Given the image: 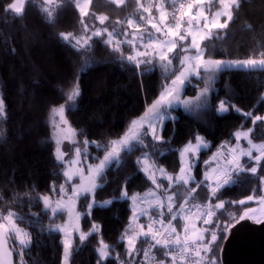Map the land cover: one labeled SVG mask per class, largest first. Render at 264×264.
Returning a JSON list of instances; mask_svg holds the SVG:
<instances>
[{"label":"trees","instance_id":"trees-1","mask_svg":"<svg viewBox=\"0 0 264 264\" xmlns=\"http://www.w3.org/2000/svg\"><path fill=\"white\" fill-rule=\"evenodd\" d=\"M11 2L0 0V98L4 100L6 113L0 116V214L6 215L11 210L22 217L17 225L31 236V243L24 249L22 258L15 234L8 239L15 264H62L61 235L48 229L64 222L66 217L61 212L52 216L49 209L45 211L40 199L47 195L53 204L61 198L59 188L62 184L67 190L66 196L70 194L69 183L63 175L64 164L56 158L49 121L51 110L65 105L67 126L83 139L90 162L98 164L104 157V146L126 133L131 135L132 121L148 111L180 67L176 52L170 56L173 64L167 70L162 67L165 62L156 58L140 68L127 61L126 57L133 55L136 43L125 41L133 39L130 31L137 28L129 26L127 21L134 19V24L139 27L136 18L140 12L136 0H128L119 6L111 0H92L88 15L83 20L75 0H56L49 6L54 13L51 21L42 11L45 6L43 0H29L23 15L18 17L4 11ZM191 2L185 0L183 12L177 18L183 23ZM213 2L215 7L220 6L219 0ZM171 4V0H165L168 16ZM194 10L192 14H195ZM232 11L233 19L227 27L213 29L209 35L211 38L202 42L205 60H264V0H240L239 7L233 6ZM101 15L108 17L104 24L97 19ZM85 25L88 26L87 31ZM101 27H106L109 32L114 29L122 31L114 32L111 44L105 43L107 33L93 37L90 47L80 52L70 46L75 42L71 37L69 41H64L59 35L71 33L73 37H84ZM126 30L127 36L124 35ZM117 41L121 42L119 51H114ZM121 57L124 59L121 60ZM210 75L214 78L209 82ZM77 81L81 94L75 102H70L67 95ZM206 82H209L207 106L189 112L181 108L170 111L164 108L162 124L157 126L162 139L154 142L147 139L144 142L148 146L138 145L139 151L134 157L147 151L156 166L163 167L170 174H177L179 149L189 141L194 142L197 135L207 141L208 149L201 152L195 170L197 181L191 183L188 195L180 193L177 195L180 197H175L172 209L182 204L183 208L189 205V210L195 208L197 212L207 202L214 212L210 218L212 223L204 224L199 218L191 217L189 210L186 214L182 213L183 223L180 220L177 222L188 226L191 220L195 221L204 230L205 243L210 240L212 231L223 236L210 245L211 252L204 253L208 262L214 257L216 264H220L219 250L228 232L222 233L216 224H233V217L238 218L246 210L258 206L259 201L246 200L249 196L254 200L263 196L260 177H264V160H261L256 174L244 171L236 175L234 170L229 171L232 182L220 187L215 195L211 194L209 186L215 185L216 181L200 182L202 169L218 161L227 165V157L220 156L217 162L208 165L203 163L224 145L234 143V133L238 130L252 129L250 139L264 143V121L253 124L255 116H264V69L224 67L214 74L201 71L199 78L195 75L188 77L183 96L197 97ZM220 100H224L229 109L222 114L216 110ZM125 155L123 152L122 157ZM135 158L131 167L126 166L124 160L119 166L113 163L105 168L103 177L97 180L100 187L95 189L94 194L82 195L76 200V210L81 214V233L89 235L83 242L80 236L73 235L69 264H97L99 256L96 249L100 241L110 246L111 253L102 264H119L116 254L126 262L121 237L129 221L130 204L128 198L121 199L120 195L123 189L131 196L151 187V182L135 165ZM241 164L256 166L247 157L241 160ZM158 184L162 185L160 194L164 201L163 191L167 186L161 182ZM193 188L196 191L191 194ZM93 200L95 204L88 211V204ZM106 201L111 203L103 205ZM218 202H223L224 207L215 208ZM168 203L164 201L163 205ZM196 205L200 208L197 209ZM161 212L164 208L154 205L147 217L142 219L145 228L149 216ZM93 225L96 228L91 232ZM144 237L141 236L137 242L134 264H144L143 253L147 242ZM155 251L158 259L163 260V248L158 246Z\"/></svg>","mask_w":264,"mask_h":264},{"label":"snow or ice","instance_id":"snow-or-ice-1","mask_svg":"<svg viewBox=\"0 0 264 264\" xmlns=\"http://www.w3.org/2000/svg\"><path fill=\"white\" fill-rule=\"evenodd\" d=\"M29 2V0H12L11 3L7 4V6L4 8V11L6 13H11L13 16H22L25 10V5ZM44 7L42 8V11L47 14V17L51 21L54 13L53 10L49 7L53 3L56 2V0H43ZM112 3L116 4L117 6L124 4L125 0H111ZM137 4H139L140 0H136ZM172 4L175 5L176 0H171ZM240 0H219V3L223 6V11L214 13V18L212 20H209L208 17L204 14L203 11L199 12V16L203 17L204 24L203 27L206 29L210 28H216V29H224L227 27L228 23L233 19V6L239 7ZM92 3V0H83V6L81 5V0H75V4L77 9L80 11L81 16L88 15V12L86 11V8L88 5ZM197 3L203 4V0H197ZM184 5L181 4L180 8H183ZM193 5L189 4V12L185 13L184 15H187L189 17L188 19V29L181 32V29L183 27V21L182 19H176V22L174 25H167L166 28H161L158 26L157 23H153L151 19H149V23H151V28L155 29L156 32L162 33L165 36H171L173 39L171 40H165V41H152L149 39L147 44H144L143 46L147 49L149 47L153 48V53L158 57V59L162 62H165L162 64V67L167 70L170 65L173 64V58L169 57V53H173L178 46L182 47V50L184 52L188 51L187 47H183L182 43L178 44L179 42H185L188 40V37H191L190 41V47L194 48L196 50L195 56H188L185 55L183 57H180V64L181 69L178 72V74L175 75L174 79L171 80V86H165L164 91L161 92L160 96L153 101V103L149 106L148 111L145 113V117L149 116L151 114L152 119L148 120V130L140 132L136 131L137 128L142 129L144 126V118H141L139 124L136 120L132 121L131 125V135L126 133L123 137H121L119 140H114L110 142V145L104 146L105 154L102 160H100L98 165L88 167V175L85 177L84 170L78 169L76 172H69L65 171L63 175L67 177L68 181H71L73 179V176H79L80 183L76 185H72L71 192L72 195L68 197L69 201H74L75 199H78L80 196L84 195L87 196L88 194H94L95 189L100 187V185L97 183V180L103 177L104 170L107 167H110L113 163L119 165L121 162V152L130 154L133 152L136 147L142 146L147 147L148 145L145 144L144 140L141 138L142 136L151 135L152 139L155 141H160L162 137L156 133L155 125L152 123L153 119H163L162 110L167 107L171 108L174 101L179 100V96L177 95L178 89L182 87L185 82L187 81L188 77L191 75H195L197 77L200 76L201 69H203L204 72H207L209 74H214L215 72H219L223 70L225 63L221 60H213V59H207L204 58V51L201 49L200 43L197 42V31L193 30L192 21L196 20V29L198 30L200 27V22L196 18L195 14H192L191 9ZM144 11L150 12V9L145 8ZM220 17H226L223 22L220 21ZM97 19L99 20L100 24H104V22L108 19L107 16H98ZM141 20H144L145 18L143 16L140 17ZM166 19L165 13L161 12L160 21L163 23ZM127 24L129 26H135L138 29V25L134 24V21L132 19H129L127 21ZM85 30H88V26L85 25ZM114 31L109 32L107 28H104L103 30L96 29L91 36L88 37H73L71 33H60V37L64 41H69V38L71 37L75 42L71 44L70 46L73 47L77 52H80L82 49L89 48L90 47V41L93 37H101L104 33H107L108 40L105 41L106 44H111L113 37H114ZM147 32V29L145 30ZM125 36L128 35L127 32L124 33ZM149 37L151 36V33L148 32ZM141 40H143V34L139 37ZM205 38H211V36L205 37L200 36V40L203 41ZM137 39V34L133 33V39L125 41L129 44H134V41ZM119 43L120 41H117V47L114 48V51H119ZM149 53L147 51L145 52H136V55H128L126 57L127 61L134 62L136 68H140L142 64H151V60H138V56H148ZM124 58L121 57V60ZM192 61H195L194 63H191ZM237 66L240 67H246L248 70H257V69H264V60H254L249 59L247 61L243 62H234ZM214 76L210 75L209 82L211 79H213ZM209 82H206L205 87L201 90L200 94L195 98V109H201L205 108L207 106V97L209 93ZM80 88L78 81L72 86L71 91L67 95V100L70 102H75L78 97L80 96ZM183 105L187 110H193L191 102L190 101H183ZM218 112H227L228 105L224 100H220L216 109ZM53 116L58 115L60 118V123L67 125L68 121L65 118V111L66 107L64 104H61L59 108H53L52 110ZM236 111H240V109H236ZM5 104L3 98H0V116H5ZM245 115H250V113H245ZM264 120V117L261 116H255L253 118V124L255 125L257 121ZM57 128L60 127V124L55 125ZM74 132V130H72ZM252 131V129H249L247 132H237L235 133V137L237 142L243 137L245 140H247V143L250 145L249 148L243 149L241 148L239 150V156L235 155V149L231 150V156L226 161V163L232 167V169L236 172V175H239L240 172H250L252 174H256L258 172V166L261 162V160H264V143L261 144H255L251 139H249V133ZM196 143L193 144L191 141L188 142V144L183 148L181 151V157H185L186 154L192 153L196 154L199 152V150L202 147H206V143L204 142V139L197 135L195 137ZM59 144V141H57ZM87 144L88 141H85ZM97 147H101L100 145H97ZM253 150H255L258 155L253 156ZM57 159L62 160L64 153H60L59 147L57 148ZM77 155L80 154V149H76ZM247 156L250 160L255 161L256 166L252 167H245V165L241 164L240 157ZM148 154L144 153V157L137 158V163L141 164L142 170L148 174V178L152 181L153 184L156 185L157 188H161L162 185L158 184L154 172H149V168L151 167L148 164ZM72 163H76V161H72ZM191 170V166L186 170L183 166L180 169V172L182 173L179 175L176 180L177 182H183L184 185H188L189 181L192 179L191 175H188L186 173H189ZM161 174H163L164 170L159 169ZM214 172L220 171L218 169H213ZM225 173L221 171V175H224ZM206 179H210L208 177V174L205 173ZM169 183V188H171V182L173 180L172 176H167ZM217 182L215 186H209L210 192L212 195H215V193L219 190L220 187H222L224 184H228L232 182V177L227 176L223 180V184L220 183V176H217ZM261 182H264V177H260ZM199 187V185H197ZM55 191V189H53ZM196 189H191V192H195ZM59 192L61 195V200L56 201V207H52V202L50 200V197L45 195L40 197V199L43 201L44 209L47 211L49 208H51V212L53 216L56 215L57 212L62 210H67L70 217L75 215L76 220L78 221L80 218V213L75 212L74 205L69 207L68 204L63 203V197L67 195V190L65 186L62 184L60 185ZM150 195H155V193H150ZM122 196L128 197V193L126 190L122 191ZM176 196V193L173 192L171 195L167 197L169 203H168V211H172V201L173 198ZM133 203L135 204L138 199V194L133 195L131 197ZM249 200H252L253 197L249 196ZM105 203L110 204L111 201H106ZM157 205L160 208H163V201L160 199H157ZM187 203V200L185 201ZM239 203L243 204L244 201H240ZM95 204V201L93 200L92 203L88 204L89 209L92 208ZM197 209L200 208V205L195 206ZM224 204L223 202H218L215 204V208H223ZM181 208H183V205H181ZM205 208L209 209L205 213H201L200 215H206L207 217H211L214 215V213L210 210L209 205H205ZM252 213L251 209L246 210L242 215H240L238 218L233 217L232 219L235 220L236 223H239L240 221H244L245 219H254L256 223H261L262 221L259 219H256L254 214ZM141 215H148V212L145 210L141 211ZM136 213L135 210L133 211V218L135 220ZM177 218L176 215H173L171 217V220H168L165 222L163 219V212L160 214V218H153L149 216L150 223L145 226L143 224L138 225L140 231L135 232L133 230L132 235H128L125 233V238L127 240V252L129 256H132L134 253L137 252L136 250V241L139 236H150L155 243L152 245L153 248L156 246H160L166 251L164 252L165 257H171L172 264H177V260L183 264L189 256H194V262L193 264H201L203 260L202 252L208 253L212 251V248L210 247L211 244L218 241V239H222L223 236H218L216 231H212L211 238L205 243V237L204 235L195 227L192 228V235H189V228L187 225H185L184 232V240L181 242L180 237L176 235L173 238V234L176 233L177 229L175 226L172 225V220H175ZM199 218V216L197 217ZM22 217L16 216V214L9 210L6 215L0 214V221H6L0 222V264H6V261L4 259L5 255H11L10 250H6L5 246L7 244V241L13 234H15L16 240L18 244L20 245V256L23 257V251L25 248L28 247V245L31 243V236L29 233L24 232L23 229L19 228L17 225L18 220H22ZM204 224L212 223L210 219H204ZM159 224L161 226L160 229H154V225ZM235 225L230 222H225L223 224L217 223L216 227L221 230L222 233H227L228 230L231 227H234ZM68 225L61 226V225H52L49 227L50 232H63L65 234V239L63 241V259L62 264H69L70 257H71V251H72V241L70 237V233L68 231ZM95 227V226H94ZM78 230V228H77ZM206 231V230H205ZM89 233H81L80 234V241L83 242ZM159 237V238H158ZM172 244L177 245L178 251L174 254V252L171 250L170 246ZM98 252V260L97 264H102L104 260L109 258L110 256V246L103 241H100V246L96 249ZM149 255V251H144V257L147 258ZM116 258L119 261V264H124L123 260L119 259V254H116ZM155 259V258H153ZM156 264H166L165 260H159L156 261ZM208 264H216L215 258H211Z\"/></svg>","mask_w":264,"mask_h":264},{"label":"rangeland","instance_id":"rangeland-1","mask_svg":"<svg viewBox=\"0 0 264 264\" xmlns=\"http://www.w3.org/2000/svg\"><path fill=\"white\" fill-rule=\"evenodd\" d=\"M128 0H125L124 3H126ZM214 0H203V4H199L197 3V0H192V2L190 4L193 5L191 11L193 10V8L195 9V14L197 15V19L199 20L200 22V27L199 29L197 30L196 29V20H194L192 22V25H193V30L194 31H197V42L200 43V46H201V49H202V42L206 39H204L203 41L200 40V36H205V37H208L210 35V32L213 30V29H216V28H210V29H206L203 27V24H204V19L203 17H200L199 16V12L200 11H203L204 14L208 17L209 20H212L214 18V13L216 12H220V11H223V6L219 3L220 6L217 5V7H215L216 4H214L213 2ZM81 5L83 6V0H81ZM164 5V7L166 8V5H165V0H158V3L155 2V0H146V2H142V0H140L139 4H138V7H139V12H140V15L138 18H136V20L138 19L139 21V27L138 29L135 28L134 31L132 32V30L130 31V34L131 36H133V33H136L137 34V39L134 41V43H136V45L138 47H142L144 44L148 43L149 39H151L152 41H165V40H171L173 39V37L171 36H165L163 35L162 33H158L156 32L155 29L151 28V23H149V19H151V21L153 23H157L158 26H160L161 28H166L167 25H174L175 23L171 22L170 19H169V16L167 15L165 21L163 23H161L160 21V17H161V12L165 13L166 15V10H164V7L162 6ZM89 8H90V5L87 6L86 8V11L89 12ZM145 8H148L150 9V12H146L144 11ZM189 11V10H188ZM79 14H80V17L82 18V20L87 16H81V13L80 11L78 10ZM143 16L145 19L144 20H141L140 17ZM224 19H226V17H220V21L223 22ZM134 21V19H132ZM135 22V21H134ZM188 22V21H187ZM187 22L183 23V27L181 29V32L183 33L184 31H186L188 29V24ZM106 28V27H104ZM104 28L101 27L100 30H103ZM147 29V32L145 31ZM122 30H115L114 32H118V33H121ZM113 32V31H112ZM127 32V30L125 31ZM150 32L151 33V36L147 39V33ZM106 34V33H105ZM143 34V40H141L139 37L140 35ZM91 32L87 33L84 37H88V36H91ZM146 38V40H145ZM190 41H191V37H188V40L185 41V42H179L178 41V44H181L182 43V46L183 47H187L188 48V51L187 52H184L182 50V47L178 46L177 49L173 52V53H169V57L170 56H173L174 53L176 52V55L175 57L177 58V65L178 67H180L181 69V64H180V57H183L185 55H188V56H195L196 55V50L192 47H190ZM136 52L135 51V54L133 56L136 55ZM139 52H145L144 51H140ZM149 53L148 56H138L137 59L138 60H152V58H156L158 61H160L158 59V57L156 55H154L153 51H147ZM247 61V60H245ZM259 61V60H257ZM195 61H192L191 63H194ZM226 62L225 63V66L224 67H238V68H242V69H246V67H240V66H237L234 62H231V61H224ZM236 62H243V61H236ZM201 71H203V69H201ZM178 74V73H177ZM175 76H173L167 86H171V80L174 79ZM197 77V76H196ZM200 77V76H199ZM198 77V78H199ZM210 77V76H209ZM186 86V82L185 84L180 87L178 89V92H177V95L179 96V100L177 101H174L173 104H172V107L170 109H175V108H181L183 109L184 111L186 112H189L191 110H187L184 105H183V101H190L191 102V105H192V108L194 109L195 108V103H196V97H187V96H183V91H184V88ZM201 91H199V94H200ZM168 111H170L169 108L165 107ZM218 112V111H217ZM163 113V112H162ZM219 114H222V113H225V112H218ZM163 115V114H162ZM164 117V116H163ZM264 117V116H262ZM141 118H144V126L142 129H139L137 131H140V132H143V131H146L148 130V120L149 119H152L151 117V114H149V116L145 117V114H143L141 117L139 118H136L134 120L137 121V123L139 124ZM133 120V121H134ZM162 119H153L152 120V123L155 125V128H156V133L158 134L157 132V125H158V121H160L159 125L162 124L161 122ZM49 121L52 125V130H53V140H54V143H55V147H56V150H55V153H56V158H57V155L59 153H57V148L59 147L60 149V153H64L65 155L63 156V159L62 160H58L59 162H63L64 164V170H63V173L65 171H69V172H76L78 169H83L84 170V174H85V177H87L88 175V167L89 165L91 166H95V165H98V164H93L90 162L89 160V157L87 155V153H85L86 150H84V143L82 142L83 139L81 140L77 133L74 131H72L73 129L69 128L67 125L65 124H62L60 123V118L58 115L56 116H53L52 112H51V115L49 117ZM260 121H264V120H260ZM56 124H60V127L57 128L55 125ZM248 130H238L236 131L235 133L237 132H247ZM235 133H234V139H235V142L234 143H230V144H226L224 145L221 149L217 150V152L214 153L213 155V159H215L217 162V158H219L220 156L222 157H227V159H225V161H227L230 156H231V150L232 149H235V155L239 156V150L241 148L243 149H247L250 147V145L247 143V140H245L243 137H241V139L239 140V142H237L236 140V137H235ZM202 137V136H201ZM144 141H146L147 139H152V136L151 135H147V136H142L141 137ZM203 138V137H202ZM120 137H118L117 139H114V140H119ZM204 139V138H203ZM249 139H250V133H249ZM57 141H59V144L57 143ZM154 142V140H153ZM204 142L206 143V147H202L198 153H196L195 155L192 154V153H188L186 154L185 157H181V151L183 150V148L188 144H185L184 146H182L180 149H179V153H178V159H179V164H180V167H179V170L177 172V174H170L168 173L163 167H158L156 166L149 158V154L147 151L145 152H142L140 154L137 155V157L135 158V154H137L136 152L139 151V148L137 147L133 152H131L130 154L128 153H125L126 155L122 157V153L121 152V161H124L125 160V163H126V166L128 167H131L132 166V160L133 158H135V165L137 166V168L139 169V171H141L145 177L151 182V187L144 191V192H141V193H135L133 195H137L138 194V199H137V202L134 204L131 197V196H128V197H124L122 196V192H121V195H120V198L121 199H126L128 198L129 199V204H130V217H129V221H128V224L123 232V235L121 237L122 241L124 242V245H125V250H126V255H127V260L126 262H124V264H134L133 262L136 260V254L137 253H134L132 256H129L128 255V252H127V240L125 238V233H127L128 235H132L133 234V230L135 232H139L140 229L138 227V225L140 224H143L144 225V222H143V217H147V215H141V211L142 210H145L149 213V211L153 208L154 205H156L157 203V199H160L163 201V198L161 196V188H157L155 184L152 183V181L148 178V174H146L143 170H142V166L141 164H138L137 163V158L140 157V158H143L144 157V153H147L148 154V164L151 166L149 168V172H154V175H155V179L157 181V183H164L167 188L165 191H163V197H164V201H168L167 197L169 195H171L173 192L176 193V196L175 197H180V196H177L178 194L182 193V196H185V195H188V192H189V189L191 188V183L192 182H196L197 179H196V175H197V172L195 171L196 170V167L200 161V154L201 152L205 151L208 149V143L207 141L204 139ZM193 144L196 143V141L192 142ZM255 144H261V143H256V142H253ZM79 148L80 149V154L77 155L76 153V149ZM256 152L255 150H253V153ZM130 155V156H129ZM254 156V155H253ZM244 157H247V156H243V157H240V162L241 160L244 158ZM248 158V157H247ZM72 161H76V163H72ZM255 162V161H253ZM121 164V162H120ZM119 164V165H120ZM117 165V164H115ZM117 165V166H119ZM220 161H218L217 163L215 164H212V165H209L207 168H203L202 169V179L200 180V182L202 181H213V182H217V173H218V176H220V181L222 179H225L227 178L228 175H230L229 171H233L232 167L229 166L228 164H224L222 165ZM184 167L186 170L189 168V166H191V170L189 173H186L188 175H191L192 179L189 181V184L188 185H184L183 182H177L176 178L181 175L182 173L180 172V169L181 167ZM159 169H163L164 172L163 174H161V172L159 171ZM213 169H218L220 171H216L214 172ZM221 171L224 172L225 174L224 175H221ZM205 173L208 174V177L210 179H206L205 177ZM167 176H172L173 177V180L171 182V188H169V181L167 179ZM65 177V176H64ZM67 179V177H65ZM68 181V179H67ZM69 183V186H68V189L70 190V194L66 197H63V203L65 204H68L69 207L73 206L74 205V209H75V212H78L76 210V200L75 199L74 201H69L68 197H70L72 195V192H71V188H72V185H76V184H79L80 183V178L79 176H73V179L71 181H68ZM163 184V185H164ZM164 185V186H165ZM181 189V192H179ZM124 191V189L122 190ZM262 191H263V196L262 197H259L258 199L254 200H249L247 199L246 202H249V201H253V202H256V201H259V204H257L259 206V209H258V212L255 213V217L256 218H260L262 216V214L264 213V182L262 184ZM150 193H155V195H150ZM91 195V194H89ZM173 198V200H175L176 198ZM190 198V197H189ZM58 200H61V198H59ZM56 200V201H58ZM180 200V199H179ZM56 201L52 204V207H56ZM163 201V202H164ZM93 201H91L90 203H92ZM108 203H103V205H106ZM189 205H184V208L182 210V213L186 214L187 211L189 210ZM50 210V214L53 216L52 212H51V208H49ZM91 208L89 209L88 207V211H90ZM135 210V213H136V217H135V220L133 218V211ZM64 213L66 219L64 222L58 224V225H61V226H65V225H68V231L70 233V237H71V241L73 243V235H78L80 236L81 234V230H80V219H81V215H80V218L79 220L77 221L76 218H75V215L73 214L72 217L69 216L68 214V211L65 209V210H62V211H59L57 213ZM200 212L201 210H197L196 212V218L199 216L200 217ZM56 213V214H57ZM79 213V212H78ZM6 223V221H5ZM95 226V227H94ZM195 227L196 229H198L203 235H204V230L203 228L199 227L198 224L195 223V221H192L190 222V224L188 225V228H189V231L191 232V235H192V228ZM78 228V230H77ZM95 228H96V225H93V228H92V231L93 230L95 231ZM60 235H61V241H62V244H63V241L64 239L66 238L65 237V234L63 232H59ZM141 236H139L137 238V241H136V245H137V242L139 240ZM205 237V235H204ZM135 245V247H136ZM100 246V245H99ZM137 250V248H136ZM137 264V263H136Z\"/></svg>","mask_w":264,"mask_h":264},{"label":"water","instance_id":"water-1","mask_svg":"<svg viewBox=\"0 0 264 264\" xmlns=\"http://www.w3.org/2000/svg\"><path fill=\"white\" fill-rule=\"evenodd\" d=\"M257 211L255 208L250 214ZM259 220L262 222L245 219L233 223L235 226L228 230L219 250L220 264H264V215ZM5 249L11 251V255L4 256L6 264H15L14 253L8 241Z\"/></svg>","mask_w":264,"mask_h":264},{"label":"built area","instance_id":"built-area-1","mask_svg":"<svg viewBox=\"0 0 264 264\" xmlns=\"http://www.w3.org/2000/svg\"><path fill=\"white\" fill-rule=\"evenodd\" d=\"M181 4H183L185 6V0H176L175 5L171 4V9H170V12H169V19L173 23L176 22V19L183 12L184 7L180 8ZM212 186L214 187L215 185H212ZM181 205L182 204H180L177 208H174V209H172L171 212H169L168 211V204H166L163 207L164 208V212H165V213L163 212V219L165 220V222H167L168 220H171V217L173 215L177 216V218L175 220H172V225L175 226L176 229H177L176 233L173 234V238L176 235H178L180 237L181 242H183L184 236H185V232H184L185 225L184 226L180 225L177 222V220H180V222L183 223V214H182V210H181ZM205 205H207V202H205V204L203 205V208L201 209L200 214L201 213H205L207 210H209V209L205 208ZM160 214L161 213H155V214H152L151 217L160 218ZM189 215L191 217H195L196 218V209L195 208L190 209L189 210ZM211 217H207L206 215H200L199 219L203 223L204 219H210ZM149 223H150V220H148L147 225ZM184 224H185V222H184ZM154 229H160L161 231H163V229H161V226L159 224L154 225ZM189 235H191L190 232H189ZM144 239L145 240L147 239V242H146V244L144 246V251L145 250L149 251L148 257L147 258L143 257L144 264H156V261H159V259H158L157 253L155 251V248L158 247V246H156L155 248L152 247V245L155 243V241H153L150 236L144 237ZM170 248L174 252V254L178 251V247L175 244H172L170 246ZM163 251L165 252L166 250L163 249ZM143 256H144V253H143ZM163 256H164V254H163ZM202 256H203V260H202L201 264H208V261H207V259L205 257V254L203 252H202ZM153 258H155V259H153ZM194 259H195L194 256H189V258L185 262H183V264H193ZM163 260H165L166 264H172L171 257H165L164 256ZM177 264H181V262L179 260H177Z\"/></svg>","mask_w":264,"mask_h":264},{"label":"crops","instance_id":"crops-1","mask_svg":"<svg viewBox=\"0 0 264 264\" xmlns=\"http://www.w3.org/2000/svg\"><path fill=\"white\" fill-rule=\"evenodd\" d=\"M142 2L144 3V2H146V0H142ZM155 2L156 3H158V0H155ZM163 7H164V5H162ZM164 10H166V8L164 7ZM166 17H167V13H166ZM186 22L188 21V16L187 17H185V19H184ZM136 25V24H135ZM133 27H135V26H133ZM148 34V33H147ZM149 38V35H147V39ZM145 40H146V38H145ZM147 44V43H146ZM153 51V48H151V47H149V48H145L144 46H142V47H138L137 45L133 48V53L135 54V51ZM133 54V55H134ZM153 59V58H152ZM158 127L160 126L159 125V123H158V125H157ZM140 128H137L136 130H139ZM216 160L215 159H213L212 157L211 158H208L203 164L204 165H208V164H211V163H213V162H215ZM222 166V165H221ZM217 176H218V173H217ZM229 176V175H228ZM193 192H191V194H192Z\"/></svg>","mask_w":264,"mask_h":264},{"label":"flooded vegetation","instance_id":"flooded-vegetation-1","mask_svg":"<svg viewBox=\"0 0 264 264\" xmlns=\"http://www.w3.org/2000/svg\"><path fill=\"white\" fill-rule=\"evenodd\" d=\"M255 208L259 209V206H257V207H253V208H250V209H252V210H253V209H255ZM257 212H258V211H257Z\"/></svg>","mask_w":264,"mask_h":264}]
</instances>
